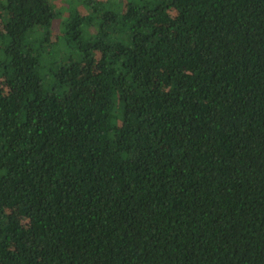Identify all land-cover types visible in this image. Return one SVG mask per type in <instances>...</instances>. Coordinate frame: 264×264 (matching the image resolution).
<instances>
[{"label": "trees", "instance_id": "16d2710c", "mask_svg": "<svg viewBox=\"0 0 264 264\" xmlns=\"http://www.w3.org/2000/svg\"><path fill=\"white\" fill-rule=\"evenodd\" d=\"M69 1L0 0V264H264V0Z\"/></svg>", "mask_w": 264, "mask_h": 264}, {"label": "rangeland", "instance_id": "374dc122", "mask_svg": "<svg viewBox=\"0 0 264 264\" xmlns=\"http://www.w3.org/2000/svg\"><path fill=\"white\" fill-rule=\"evenodd\" d=\"M75 1V0H74ZM62 2H65V5L68 7L69 6V3L70 2L69 0H52V3L55 5L54 7H61L62 5ZM67 13V12H66ZM65 13V14H66ZM53 35H56V34H53ZM56 55V54H55Z\"/></svg>", "mask_w": 264, "mask_h": 264}]
</instances>
